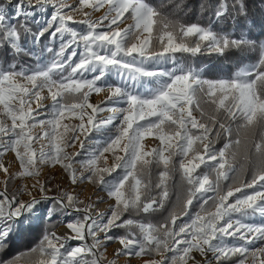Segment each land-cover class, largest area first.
<instances>
[{"label":"snow or ice","instance_id":"obj_1","mask_svg":"<svg viewBox=\"0 0 264 264\" xmlns=\"http://www.w3.org/2000/svg\"><path fill=\"white\" fill-rule=\"evenodd\" d=\"M207 7L200 23L174 0H0V264H264V27L221 26L245 0ZM237 53L219 75L194 62Z\"/></svg>","mask_w":264,"mask_h":264},{"label":"trees","instance_id":"obj_2","mask_svg":"<svg viewBox=\"0 0 264 264\" xmlns=\"http://www.w3.org/2000/svg\"><path fill=\"white\" fill-rule=\"evenodd\" d=\"M163 2L167 4L168 0H163ZM174 2L183 3L184 10L186 12L184 19L186 21L207 23L208 18L212 16V8L207 7V5H215L217 0H174ZM245 3L248 10V15L246 17H236L235 20L229 18L221 26L226 28L228 31L235 30L237 34L240 33L241 29H250L253 35H259L262 27H264V0H245ZM202 4L206 6L203 9L201 8ZM169 7L171 6L169 5ZM181 15H183V13H181ZM246 57L247 54L237 53L226 60L223 57H217L215 55H204L196 57L194 62L204 68L209 76H213L234 70L237 63L240 60L246 59ZM222 143L223 140L217 144V147H221ZM39 234V232H33L22 235H14L12 239L11 251L16 252L33 245L37 242Z\"/></svg>","mask_w":264,"mask_h":264},{"label":"rangeland","instance_id":"obj_3","mask_svg":"<svg viewBox=\"0 0 264 264\" xmlns=\"http://www.w3.org/2000/svg\"><path fill=\"white\" fill-rule=\"evenodd\" d=\"M39 16H43V18H47V13L45 14H38ZM99 15V14H97ZM81 17L77 16V19H80ZM77 27H79V25H77ZM99 97V96H98ZM97 103V102H96ZM105 115H107V113H105ZM37 131H39V129H37ZM157 142L149 139L148 141H146V144L148 145V147H153L155 146ZM78 150V145L77 148L74 149H70V151H77ZM5 160L9 163H11V154H9L8 156L5 157ZM15 172V171H13ZM0 179H2V174H0ZM41 179L42 180H47L49 181V187H54L55 185L59 184L62 187H67L68 186V182L66 180V178L64 177V175L61 173V171L56 168V169H52V168H48V167H44L42 169V174H41ZM27 183H32V180H27ZM21 184L20 180L15 181V186H18ZM83 187V196L81 197L82 199H85L87 202L88 197H92V199H96L97 196L99 197H104L105 199H107L106 194L104 192L99 191L98 189H94L91 185H84ZM79 191V189H78ZM108 203H111V201H109ZM108 203H102V204H106L108 207ZM100 204V203H98ZM61 220L64 219H70V217H60ZM61 227H63L62 225L57 228L56 230L60 229ZM78 242V241H77ZM80 242H78L79 244ZM118 243H112L109 242V247H108V255L109 257H111L112 253H113V248L117 245ZM72 246H76V244L71 243ZM199 258V257H197ZM124 264V263H123ZM133 264H136L135 261H133Z\"/></svg>","mask_w":264,"mask_h":264},{"label":"bare ground","instance_id":"obj_4","mask_svg":"<svg viewBox=\"0 0 264 264\" xmlns=\"http://www.w3.org/2000/svg\"><path fill=\"white\" fill-rule=\"evenodd\" d=\"M105 95H106V93H101V94H99V95L93 94V96L91 97V101H92L93 103L99 102V101H101V100L104 99V96H105ZM98 96H99V97H98ZM13 160H14V157L11 155V162H12ZM17 168H18V164H13V166H12V168H11V171H16ZM97 206H98V208H99L100 211H104L105 209L108 208L106 204H102V203L98 204ZM57 231H58L59 233H63V232H65V231H67V229L64 228V227H61V228L58 229ZM70 243H74V244H76V245L78 244L77 241H72V242H70ZM118 247H119V244H117V245L113 248V251H114V249H116V248H118ZM123 263H124V261L121 260V261H120V264H123Z\"/></svg>","mask_w":264,"mask_h":264}]
</instances>
